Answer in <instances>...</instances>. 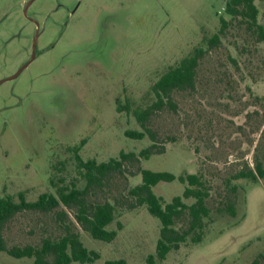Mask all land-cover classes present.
<instances>
[{
    "label": "rangeland",
    "instance_id": "obj_1",
    "mask_svg": "<svg viewBox=\"0 0 264 264\" xmlns=\"http://www.w3.org/2000/svg\"><path fill=\"white\" fill-rule=\"evenodd\" d=\"M0 0V196L35 200L63 185L84 188L71 147L97 162L138 153L154 143L149 159L126 161L85 195L88 204L115 206L108 229L122 228L111 241L94 239L76 221V208L22 210L3 227L6 247L39 246L69 227L99 257L84 264L124 259L148 264L155 254L160 221L135 204L130 189L140 170L201 175L210 215L202 241L189 240L156 264H264V178H234L240 170L264 166V40L240 16L224 11L226 0ZM264 26V5L256 0ZM229 21L220 43L207 49L196 70L194 89L174 90V109L156 110L146 136L133 139L126 129L144 131L131 110L120 105L150 104L151 85L170 66ZM185 184L161 181L152 187L162 203L181 195ZM192 198L185 199L190 204ZM233 209V213L231 212ZM62 211L66 215L62 214ZM188 217L175 221L183 230ZM52 260V256L48 257ZM0 264H34L0 251ZM69 264H79L72 261Z\"/></svg>",
    "mask_w": 264,
    "mask_h": 264
},
{
    "label": "trees",
    "instance_id": "obj_2",
    "mask_svg": "<svg viewBox=\"0 0 264 264\" xmlns=\"http://www.w3.org/2000/svg\"><path fill=\"white\" fill-rule=\"evenodd\" d=\"M255 1L226 0L224 11L232 17L240 16L248 27H255L259 39L264 40V26L257 21L258 8ZM259 1L264 5V0ZM219 21L220 27L217 32L210 36L204 35L200 44L194 46L175 65L164 71L151 85L150 91L153 93L154 99L150 104L143 107L136 106L131 109L130 105H120L119 100H116V110L118 112L131 110L136 121L144 129V131L126 129L124 131L125 136L142 139L147 134L154 142L155 136L153 131L147 127V121L156 110H160L165 106L172 109L176 107L170 99L172 91L194 89L196 70L200 59L208 48L220 43L221 34L228 27L229 21L223 16H220ZM85 142V139H82L79 145L71 147L77 167L82 171L86 180L84 188L63 185L57 188L56 194L42 192L32 201L27 200L22 191L18 192V200L16 201L9 195L0 196V251L16 258H33L34 264H69L72 261L84 264L98 258V253L88 250L80 240L78 233L72 231L69 227L60 238L56 240L43 239L39 246L6 247L2 232L3 227L15 213L22 210L48 212L61 205L68 209L76 208L74 212L76 221L92 238L111 241L116 237L117 230L122 228V224L118 222L117 229L107 228L115 217L114 204L109 201L88 204L85 195L93 184L101 185L108 174L122 171L124 162L138 161L139 157L149 159L151 154L154 153L155 145L151 143L138 153L121 150L118 157H111L107 161L97 162L92 158L85 160L81 157L79 152ZM140 174L141 182L129 191L135 198V204L131 206L145 205L148 212L160 221L155 254H149L146 258L148 264H156L155 258L164 260L171 250L179 248L180 244L186 242L188 238L193 243L202 241L204 220L210 215V209L206 205L209 191L201 175L197 173L175 175L168 171L142 168ZM233 177L246 178L251 182H257L259 179L264 178V166L261 163H256L253 169L240 170ZM174 180L185 184L182 194L173 196L169 202L162 203L161 198L154 193L152 187L161 181L170 182ZM189 198L193 199L190 204L185 202V199ZM231 212L233 213V209ZM62 214L66 215L64 211H62ZM184 215L188 217V226L180 231L174 227V224L176 220ZM49 256H52V260L48 259ZM105 264H126V262L124 259H115L108 260ZM250 264H258V259L252 260Z\"/></svg>",
    "mask_w": 264,
    "mask_h": 264
},
{
    "label": "water",
    "instance_id": "obj_3",
    "mask_svg": "<svg viewBox=\"0 0 264 264\" xmlns=\"http://www.w3.org/2000/svg\"><path fill=\"white\" fill-rule=\"evenodd\" d=\"M32 1L33 0H30L28 2V4L25 7V11H26V8L31 4ZM37 36H38V29L36 30L35 36H34V39H33V43H32V53H31L30 59L24 65H22L13 75H11V76H9L7 78H4L2 80H0V82H2L4 80H7V79H12V78L16 77L34 59V57H35V46H36Z\"/></svg>",
    "mask_w": 264,
    "mask_h": 264
}]
</instances>
